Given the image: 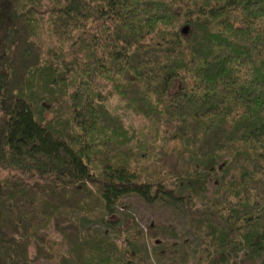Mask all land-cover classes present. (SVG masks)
<instances>
[{
  "label": "trees",
  "instance_id": "1",
  "mask_svg": "<svg viewBox=\"0 0 264 264\" xmlns=\"http://www.w3.org/2000/svg\"><path fill=\"white\" fill-rule=\"evenodd\" d=\"M49 1L0 0V264H40L49 220L60 264H145L65 213L111 216L128 193L184 203L203 229L192 264L239 245L235 264H264V0Z\"/></svg>",
  "mask_w": 264,
  "mask_h": 264
},
{
  "label": "rangeland",
  "instance_id": "2",
  "mask_svg": "<svg viewBox=\"0 0 264 264\" xmlns=\"http://www.w3.org/2000/svg\"><path fill=\"white\" fill-rule=\"evenodd\" d=\"M43 1L45 4L50 2L49 0ZM41 38L45 46L53 45L55 42L44 22L41 26ZM108 89V84L102 87V91ZM118 98V95L115 93L110 96L112 103H117ZM46 115L49 116L50 114ZM123 118L127 124L135 129L143 127L144 118L137 114L127 113L123 115ZM180 163L183 164L182 160ZM176 178V176H172V182L168 180L170 185L177 181ZM218 182V174L209 176L205 183V188L199 189V193L196 196L197 204L207 203L212 194V188ZM65 213L69 217V221L80 223L83 228L88 225L94 232L106 231L116 242L128 248L134 246L138 251V255H141L142 262L145 264H192L194 259L203 253L202 248L205 246L202 241L203 229H199L192 224L185 205L181 200L166 198L148 203L141 196L128 193L121 197L111 216L98 217L91 214L93 213L92 210L89 213L66 210ZM86 215L89 218H85ZM118 217L121 220H117ZM67 221L68 218L64 219L63 223L66 224ZM127 225L129 227L134 226L135 228H131L130 233H128L125 231V228L128 227ZM149 229L155 231L156 234L150 233ZM37 230L40 236L44 238V241L38 240V243L44 246L47 252L42 254L37 261L40 264H60L61 255H58V253L66 254L67 249L57 225L53 220H49L45 224L37 227ZM131 234H134L135 238H132L129 242L128 238H131ZM36 236L33 238L35 239ZM45 241L52 244L53 250L43 244ZM239 246L237 256H233L228 251L226 252V263L224 264H235V259L246 255V248L242 245ZM28 247L30 256H36L32 255L35 253L33 242ZM173 249H177L178 252L185 250L188 255L187 259H182L177 256L171 259L169 255H177L169 251ZM211 255L213 254L211 253ZM260 258L261 256L259 255L256 261L259 262ZM202 259L201 264H208L205 258Z\"/></svg>",
  "mask_w": 264,
  "mask_h": 264
}]
</instances>
